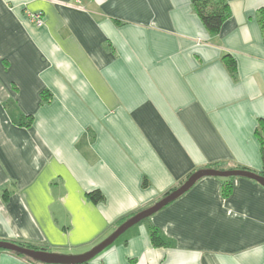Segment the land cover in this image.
<instances>
[{"label": "crops", "instance_id": "crops-1", "mask_svg": "<svg viewBox=\"0 0 264 264\" xmlns=\"http://www.w3.org/2000/svg\"><path fill=\"white\" fill-rule=\"evenodd\" d=\"M226 1L210 34L189 0H0V240L83 253L192 171H261L264 0ZM232 184L200 179L86 264H264V187Z\"/></svg>", "mask_w": 264, "mask_h": 264}, {"label": "water", "instance_id": "water-1", "mask_svg": "<svg viewBox=\"0 0 264 264\" xmlns=\"http://www.w3.org/2000/svg\"><path fill=\"white\" fill-rule=\"evenodd\" d=\"M205 177L219 178H247L255 181L264 187V177L258 173L245 170H216V169H198L194 171L181 185L172 190L167 195L163 196L158 201L154 202L149 207H146L131 217L127 218L118 225L111 233H109L100 242L94 245L89 250L79 254H63L52 251H45L33 248H27L18 245L12 241L0 240V250L13 252L23 255L40 264H85L100 254L104 249L109 247L118 237L132 226L138 224L144 219L150 218L152 215L178 199L187 192L197 181Z\"/></svg>", "mask_w": 264, "mask_h": 264}, {"label": "trees", "instance_id": "trees-1", "mask_svg": "<svg viewBox=\"0 0 264 264\" xmlns=\"http://www.w3.org/2000/svg\"><path fill=\"white\" fill-rule=\"evenodd\" d=\"M189 2L192 5L193 10H194L195 14L197 15V17L199 18L201 24L203 25L205 30L210 34L217 33L219 31L221 25L223 24V22L229 17L230 12H229L228 3L226 0H189ZM258 23L261 27V30L263 33V38H264V7L261 8L258 12ZM222 60H223L224 64L226 65V67L228 68L231 75H234L235 63H234L233 59L230 56L226 55L222 58ZM41 98L43 100L46 99V97L43 94L41 95ZM28 118H30V117H28ZM255 136H256V138L259 142V145H260V157H261V164H262V169L260 172H255V171H252L250 169L240 167V166L233 167L231 169H223V167L221 165H219L218 163L209 165L205 168L216 169V170H245V171H251L254 173H258L264 177V120L263 119L258 122V125L255 129ZM205 168H203V169H205ZM193 172L194 171L189 173L177 186L166 191L162 195V197L167 195L168 193H170L172 190L177 188L179 185H181ZM214 178H217L218 180L221 181L220 194H221L222 198H227L228 196H230V194L232 192V188H233L232 180L236 179L238 177H231V178L214 177ZM141 186L142 187L147 186V180L146 179H143ZM87 196L93 202H100V201L104 200V197L99 190H93ZM134 214L135 213L130 214V215L120 219L116 223V227L118 225H120L123 221H125L127 218L131 217ZM149 239H150V242L153 246L158 247V246H164L165 245V242L160 237L157 228H155L153 226H151L149 228ZM14 243H16V242H14ZM17 244L20 246H23V247H27V248L49 251V250L44 249V248L33 247V246L25 245L22 243H17ZM11 253H13V252H11ZM14 254L17 256H20L22 258H25L26 260L31 261L33 263H38V262H35V261H33V260L23 256V255L16 254V253H14ZM38 264H40V263H38Z\"/></svg>", "mask_w": 264, "mask_h": 264}, {"label": "built area", "instance_id": "built-area-1", "mask_svg": "<svg viewBox=\"0 0 264 264\" xmlns=\"http://www.w3.org/2000/svg\"><path fill=\"white\" fill-rule=\"evenodd\" d=\"M28 18L30 21L36 26L41 27L42 26V18L41 15L38 13H31L28 15Z\"/></svg>", "mask_w": 264, "mask_h": 264}, {"label": "rangeland", "instance_id": "rangeland-1", "mask_svg": "<svg viewBox=\"0 0 264 264\" xmlns=\"http://www.w3.org/2000/svg\"><path fill=\"white\" fill-rule=\"evenodd\" d=\"M148 219H149V218L144 219V220H142L141 222H144V221L146 222V221H148ZM118 238H119V237H118ZM118 238H117V239H118ZM117 239H116V240H117ZM116 240H115V241H116Z\"/></svg>", "mask_w": 264, "mask_h": 264}]
</instances>
